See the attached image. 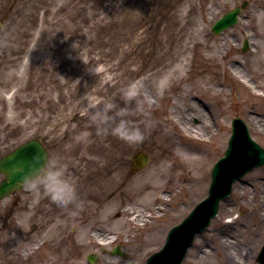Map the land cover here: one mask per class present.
Listing matches in <instances>:
<instances>
[{"label": "rangeland", "instance_id": "rangeland-1", "mask_svg": "<svg viewBox=\"0 0 264 264\" xmlns=\"http://www.w3.org/2000/svg\"><path fill=\"white\" fill-rule=\"evenodd\" d=\"M242 1L0 0V157L41 137L80 196L60 207L28 186L1 201L0 264H89L88 254L94 264H144L207 196L233 118L264 149V0H247L221 35L210 31ZM105 101L116 120L119 108L130 110L143 141L98 131L89 115ZM193 105L201 115L189 118ZM137 151L150 162L132 171ZM187 158L194 164L184 174L174 163ZM259 212L264 165L233 183L183 264H223V237L235 258L255 264ZM134 213L143 221L130 222ZM116 248L123 256L111 254Z\"/></svg>", "mask_w": 264, "mask_h": 264}, {"label": "water", "instance_id": "water-1", "mask_svg": "<svg viewBox=\"0 0 264 264\" xmlns=\"http://www.w3.org/2000/svg\"><path fill=\"white\" fill-rule=\"evenodd\" d=\"M239 13V9L228 12L219 21H217L212 27L214 33H218L221 29L227 28L236 21V16ZM234 133L236 127H240L243 130L246 137L245 153L252 152L256 158L254 162L244 169L239 175L244 174L245 171L252 169L254 166L261 165L264 162L263 150L253 143L248 134L245 126L240 120L233 121ZM228 152L225 153L226 159L228 158ZM225 159V160H226ZM134 163L137 167L142 168L147 164V156L143 153H138L134 158ZM46 162V155L42 147L36 142H29L14 152L6 156L0 161V172L6 175V181L0 184V198L6 196L11 191L19 189L20 184L26 182L29 176H32L36 171L44 166ZM220 171V169H218ZM237 170H230L228 175L234 174ZM213 181L209 190V198L198 205L194 211L177 227H174L168 233L166 242L162 250L153 254L148 258L146 264H180L184 256L185 250L191 243L194 235L202 231L209 223L211 217L216 214L218 201L227 196L230 190V181L223 188L216 187L215 181L217 179V173L212 172ZM90 262H94V259H90Z\"/></svg>", "mask_w": 264, "mask_h": 264}, {"label": "clouds", "instance_id": "clouds-1", "mask_svg": "<svg viewBox=\"0 0 264 264\" xmlns=\"http://www.w3.org/2000/svg\"><path fill=\"white\" fill-rule=\"evenodd\" d=\"M125 95L131 96L132 93L125 92ZM92 106L95 107V104ZM114 107V102L105 101L102 107L90 113L89 118L100 125L98 131L107 132L110 129L112 134L128 142L143 141L144 129L126 116L130 110L127 107L119 108L116 115H119L120 119L116 120L115 115L110 111ZM26 184L33 188H42L50 200L60 207H66L80 199L76 185L66 173V165L55 161L41 166L34 175L26 179Z\"/></svg>", "mask_w": 264, "mask_h": 264}, {"label": "bare ground", "instance_id": "bare-ground-1", "mask_svg": "<svg viewBox=\"0 0 264 264\" xmlns=\"http://www.w3.org/2000/svg\"><path fill=\"white\" fill-rule=\"evenodd\" d=\"M243 83H245L246 84V86L248 87V90L251 92V93H253V94H255L257 91L256 90H254L255 88L253 87V86H251V85H249V84H247L246 82H243ZM201 115V112L198 110V108H196L194 105L193 106H191V108H190V111H189V113L187 114V116L189 117V118H193V117H197V116H200ZM199 127H200V130H202L203 132H205V133H207L208 132V130H209V128H210V125L207 123V121H206V119L205 118H203V120L201 119V122H200V125H199ZM197 139H201V137H200V135H197ZM194 163L192 162V160L191 159H189V158H187V159H182V160H177L176 161V163H174V165L176 166V167H182L183 169L182 170H184L185 168H186V166L187 165H190V166H192ZM184 166V167H183ZM189 170H184L183 172H184V174H188L187 172H188ZM261 212V211H260ZM260 212L258 213V216H259V223H258V226L262 223V215L260 214ZM141 217H142V215L141 214H137V213H134V214H132V216H131V214H130V218H129V221L130 222H132V223H134L135 221H140V220H142L141 219ZM143 221V220H142ZM259 231H260V233L261 234H264V226L262 225L260 228H259ZM222 238V237H221ZM228 240H232V239H226V238H222L221 240H219L220 241V250L221 251H223L224 253H225V255H226V258H225V260H224V263H231L232 262V264H244L245 263V260L243 259V257H241L242 256V253L240 254V257H238V258H235V256L232 254L233 252H230V248H231V246L229 247V241ZM94 241L96 242V243H99V244H102V243H104L105 242V239L102 237V236H95V238H94ZM234 241V240H233ZM232 242V241H231ZM203 251V250H202ZM244 255H245V253H244ZM223 263V264H224Z\"/></svg>", "mask_w": 264, "mask_h": 264}, {"label": "flooded vegetation", "instance_id": "flooded-vegetation-1", "mask_svg": "<svg viewBox=\"0 0 264 264\" xmlns=\"http://www.w3.org/2000/svg\"><path fill=\"white\" fill-rule=\"evenodd\" d=\"M256 264H259V263H256ZM262 264H264V261H263V263Z\"/></svg>", "mask_w": 264, "mask_h": 264}]
</instances>
